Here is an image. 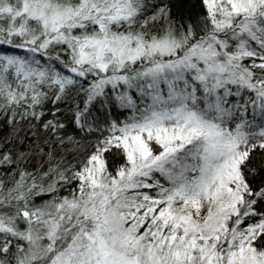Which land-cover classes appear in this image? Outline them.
<instances>
[{
	"label": "snow or ice",
	"instance_id": "obj_1",
	"mask_svg": "<svg viewBox=\"0 0 264 264\" xmlns=\"http://www.w3.org/2000/svg\"><path fill=\"white\" fill-rule=\"evenodd\" d=\"M0 264H264V0H0Z\"/></svg>",
	"mask_w": 264,
	"mask_h": 264
},
{
	"label": "trees",
	"instance_id": "obj_2",
	"mask_svg": "<svg viewBox=\"0 0 264 264\" xmlns=\"http://www.w3.org/2000/svg\"><path fill=\"white\" fill-rule=\"evenodd\" d=\"M181 2L186 6V10L188 7H193L197 3V0H181Z\"/></svg>",
	"mask_w": 264,
	"mask_h": 264
}]
</instances>
